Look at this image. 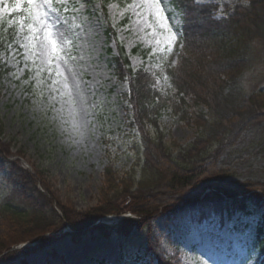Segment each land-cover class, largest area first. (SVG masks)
Listing matches in <instances>:
<instances>
[{
    "label": "rangeland",
    "instance_id": "374dc122",
    "mask_svg": "<svg viewBox=\"0 0 264 264\" xmlns=\"http://www.w3.org/2000/svg\"><path fill=\"white\" fill-rule=\"evenodd\" d=\"M233 1L195 3L218 4L217 18H221L224 6ZM161 4L170 23L181 32V15L170 0H161ZM53 6L57 11L50 15L63 22L60 24L63 52L55 58L50 47L45 57L33 54L39 52V45L29 40L32 35L26 30L29 21L24 25L19 23L27 15L25 12L13 13L10 18L4 11L0 16V23L11 27L17 20L19 24L16 43L0 51V141L3 151L23 157L18 160L19 167L42 177L57 202L68 208L72 206L76 213L86 214L100 204L101 189L105 186L103 174L108 165H113L121 177L137 175L144 166L138 130L132 125L129 85L126 81L119 82L115 75L113 57L117 55V47L116 41L106 36L108 25L116 32L132 67L155 75L166 97L187 106L190 117L206 114V110L189 104L190 100L182 102L166 73L178 64L182 38L169 54L165 49L167 35L150 18L151 10L139 0H112L107 12L94 0H53ZM9 7H14V0L0 4V9ZM32 44L37 45L36 49H32ZM256 53L242 82L247 94L264 92V48L258 47ZM57 61L59 76L53 66ZM172 108L165 111L160 131L177 153L196 140L199 129L193 122L178 119L180 114ZM10 174L6 166L0 167V205L14 189L8 180ZM257 219L252 217L249 222ZM107 222L103 223L104 227L92 228L84 234L80 243L67 233L57 237L50 248L31 255L28 264H128L122 260L118 234L111 233L114 223ZM190 224L186 217L169 227L161 220L155 227L163 250L181 253L182 264H255L258 261L257 252L248 251L250 239L231 230L236 221L227 223L225 228L204 223L196 230ZM135 253L137 249L129 251V254Z\"/></svg>",
    "mask_w": 264,
    "mask_h": 264
},
{
    "label": "trees",
    "instance_id": "16d2710c",
    "mask_svg": "<svg viewBox=\"0 0 264 264\" xmlns=\"http://www.w3.org/2000/svg\"><path fill=\"white\" fill-rule=\"evenodd\" d=\"M99 1L106 9L112 0ZM172 4L181 14L182 52L178 64L166 73L182 102L190 100L189 104L205 107L207 113L190 117L187 106L172 102L159 90L153 74L133 69L118 45L115 69L118 79L129 83L128 100L144 158L142 170L121 177L108 165L100 204L80 214L57 202L39 174L33 176L10 163L14 189L0 206L4 260L26 258L46 248L66 227L78 242L98 219L125 213L135 219L125 220L115 231L123 254L137 249L128 256L130 264L136 263L140 253L147 264H182L179 253L163 250L154 228L159 219L170 225L186 216L193 223L218 220L223 224L226 214L231 219L235 214L259 213L254 243L264 255V92L247 94L242 87L256 49L264 48V0H234L224 6L221 18H217L218 4L198 5L195 0H172ZM0 35L3 46L8 35ZM108 35L114 36L110 28ZM170 106L180 114L178 119L193 122L199 129L196 140L177 153L160 131ZM3 149L0 141V158L7 162L12 154ZM39 184L44 193L37 190ZM35 242L36 248L13 250Z\"/></svg>",
    "mask_w": 264,
    "mask_h": 264
},
{
    "label": "snow or ice",
    "instance_id": "6c2138e0",
    "mask_svg": "<svg viewBox=\"0 0 264 264\" xmlns=\"http://www.w3.org/2000/svg\"><path fill=\"white\" fill-rule=\"evenodd\" d=\"M200 3L201 0H195ZM8 0H0V4H6ZM141 5L147 6L151 10V17L160 25L162 33L167 35L168 41L165 45L166 51L171 52L175 47L176 41L182 38V33L170 23L166 10L161 4V0H139ZM7 11L11 18L13 13L25 12L27 15L22 16L19 20L21 25L26 23V30L32 35L29 40H35L39 45V52H33L34 55L45 57L48 55L49 47L55 56H59L63 49L60 47V41L63 39V29L60 28L62 21L50 15L55 13L57 8L53 6V0H14V7L0 9V16ZM32 49H36L37 45L32 44ZM56 67V74L59 76V62L53 64Z\"/></svg>",
    "mask_w": 264,
    "mask_h": 264
},
{
    "label": "bare ground",
    "instance_id": "6f19581e",
    "mask_svg": "<svg viewBox=\"0 0 264 264\" xmlns=\"http://www.w3.org/2000/svg\"><path fill=\"white\" fill-rule=\"evenodd\" d=\"M66 229H70L69 227H66Z\"/></svg>",
    "mask_w": 264,
    "mask_h": 264
}]
</instances>
